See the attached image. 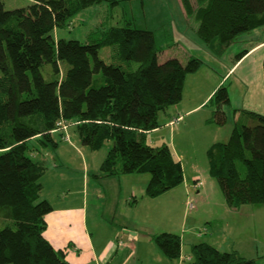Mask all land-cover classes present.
Here are the masks:
<instances>
[{
	"label": "trees",
	"instance_id": "trees-1",
	"mask_svg": "<svg viewBox=\"0 0 264 264\" xmlns=\"http://www.w3.org/2000/svg\"><path fill=\"white\" fill-rule=\"evenodd\" d=\"M120 1L32 0L8 10L0 0V209L8 208L2 216L13 223L0 228V264H72L44 235L53 205L42 198L48 166L34 156L56 148L71 128L93 151L112 144L98 176L148 173L150 198L184 181L182 162L170 146H154L147 133L160 127L162 111L182 100L186 78L205 61L189 55L185 61L171 57L161 62L154 32L130 24L99 25L84 41L54 35L84 9ZM196 1L194 8L191 0H181L186 14L198 22V37L215 55L264 26V0ZM106 47L108 59L100 54ZM44 64L52 65L56 79L44 77ZM96 73L104 79L98 87L93 85ZM212 101L209 122L224 125L227 88L221 86ZM208 156L210 173L230 207L264 205V115L243 110L229 140L211 145ZM153 240L166 257L182 256L180 234L164 231ZM191 251L194 264H259L238 250L224 251L205 241Z\"/></svg>",
	"mask_w": 264,
	"mask_h": 264
},
{
	"label": "rangeland",
	"instance_id": "rangeland-1",
	"mask_svg": "<svg viewBox=\"0 0 264 264\" xmlns=\"http://www.w3.org/2000/svg\"><path fill=\"white\" fill-rule=\"evenodd\" d=\"M2 1L8 10L27 7L32 3V0ZM191 1L196 8L197 1ZM73 19V23L69 26L55 30L56 39L63 37L84 41L87 33L99 25L110 27L130 24L132 27L154 32L161 62L171 57H178L185 61L189 56L187 53L202 58L206 65L215 70L212 71V85L216 81L219 83L223 80V87H226L227 91L230 90L231 97L230 95L229 97L232 105L225 108L228 107L229 116H227L233 120L234 111L241 104L240 90H237L238 88L232 90L233 77L225 78L227 65L219 57L212 55V51L198 37V22L193 16L186 14L181 0H121L117 5L104 2L84 9ZM107 50H109L107 47L101 49L100 54L104 59H108ZM202 70L209 69L203 65L199 71L189 74L186 78L187 98L191 96L190 93L196 92L198 87H207L203 73L201 75L197 73ZM42 72L49 81L58 77L51 64H44ZM102 82H104L102 73L94 74L93 85L98 87ZM213 107L215 108V102L212 101L204 109L189 113L181 125L173 123L164 125L160 131L149 137V142L154 146L167 144L173 153L177 154L176 156L181 155L179 157L184 167L185 179L179 186L156 198L147 197L143 190V196L138 197V206L134 207L125 200V196H112L107 204V199H98L97 195L93 194V190L90 191L86 214L88 224L97 218L103 222L101 229L105 232L108 222L114 216L116 217L115 228L118 227L120 235L128 238L129 234L124 233L126 228L120 223L125 216V221H129L130 227L138 230L139 238L135 243L136 256L129 264H178V260H183L166 257L154 242L153 236L164 231L182 235L183 251L187 255V259L182 264H194L191 245L193 242L201 241L210 243L219 241L217 245L223 247L222 249L238 250L242 256L255 258L259 264H264V205L244 204L236 209L230 207L218 180L210 173L209 147L213 143L228 141L234 126V121L228 120V117L224 125L207 124L205 119L212 115ZM216 128H221L217 129L221 133L215 138ZM67 133L80 151L61 139L59 143L61 148L69 146L70 150L64 149L60 152L54 147L47 148L49 155L46 164L49 170L42 178L45 188L42 198L50 197L54 202L58 200L59 195L63 196L69 192L72 195L73 191L82 187L83 147L88 152L86 156L89 162L100 166L112 145L107 142L102 149L93 151L81 142L80 134L74 128ZM33 143L35 147H39L37 142ZM59 152L64 157H60ZM54 164L59 168L54 167ZM99 166L95 169L96 171H99ZM239 167L244 174L245 167L241 162ZM58 171L66 173L65 180L57 177ZM80 197L81 195L77 193L73 195V200L78 202ZM189 204H192L191 208L188 207ZM77 209L81 214L82 204L79 203ZM7 210L8 208L0 209V228L13 225L11 220L4 219L2 216Z\"/></svg>",
	"mask_w": 264,
	"mask_h": 264
},
{
	"label": "crops",
	"instance_id": "crops-1",
	"mask_svg": "<svg viewBox=\"0 0 264 264\" xmlns=\"http://www.w3.org/2000/svg\"><path fill=\"white\" fill-rule=\"evenodd\" d=\"M244 49L248 50L247 53L241 59L236 61V55ZM187 54L190 55V53ZM212 55L217 58L219 57L221 61L227 65L228 69L225 78L233 77L231 84L233 87L232 90H236L237 88V90H240L241 104H239V108L237 107L235 109L233 120L229 117L228 120L230 119V121H234L235 123V120L243 110L254 111L264 115V26L263 28H256L241 35L223 54L218 56L212 52ZM206 64L207 63L205 62L204 65L209 70H202L197 73H199V75L203 73L207 87H198L196 92L190 93L191 96L189 98L186 97L188 86L184 87L183 99L178 104L172 105L160 113V127L147 133L148 141L150 135L160 131L164 125L166 126L173 123L175 118H181L177 123H173L179 126L185 118L188 117L189 113L195 110L204 109L210 102H212V96L221 86H223V80H220L219 83L216 81V83L212 85V71L215 70ZM228 92L231 97L229 89ZM228 105H232L231 100L226 106ZM228 107L225 109L229 116L227 111ZM214 111L215 108L213 107L212 115ZM212 115L208 119H205L207 124H210L209 120ZM211 124L214 125L215 123ZM71 129H69V132ZM217 129L221 128H216V130H214L215 138L221 133V131ZM63 142L69 143V145L74 148L76 147L71 140L68 142L63 140ZM68 147L62 149L59 144L56 147V150H60V152L62 150L63 152L64 149H71ZM76 148L80 151L79 147ZM176 151L177 150L175 149V152ZM48 152V150H44L41 153H35L34 156L47 162L49 155ZM60 152L59 156L64 157ZM83 152L84 156H81L83 165V185L73 191L72 195L71 192L63 196L59 195L58 200L55 202L48 197V200L53 205V211L47 215L48 227L45 230L44 235L54 248L65 252L66 258L72 264H112L113 262L114 264H129V262L136 256L137 247L135 243L138 242L137 239L139 238V232L137 233L138 230L135 227H130L131 225H129V221H125V216H123L124 218L120 223L122 224L121 226L126 228L124 233L129 234L128 238L120 235L118 227L115 228L116 217L114 216L111 221L108 222L107 231L105 232L101 229V223L103 222H100L97 218L88 224L86 214L88 210L89 193L93 190V194L97 195L98 199H107V204L111 201L112 196H125V200L129 201L133 205L132 207L138 206V197L143 196V190H145L146 195V188L150 180V175L147 173H133L118 176H98L102 163L100 166H95L96 163L89 162L86 156L88 152L84 147ZM176 155L177 154H175V156ZM179 156L181 157V155L176 157L181 161ZM98 166L99 171H96L95 169H97ZM54 167L59 168L56 164H54ZM58 173L59 175L57 177H59L60 180L66 179L65 172L58 171ZM196 179H198V177ZM74 192L75 194L79 193L81 195V197L78 198V202L73 200V195H75ZM61 194H63V192H61ZM79 203L82 204L81 214L77 209ZM114 212L116 213L115 216H117V212L115 210ZM195 243L199 242H193L192 245ZM211 244H214L219 249L225 251V249H222L223 247L217 245L219 244V241H214ZM183 245L182 237V256L180 259L183 260H178V264H182L184 260L187 259V255L183 251ZM70 247L73 248L70 249Z\"/></svg>",
	"mask_w": 264,
	"mask_h": 264
},
{
	"label": "built area",
	"instance_id": "built-area-1",
	"mask_svg": "<svg viewBox=\"0 0 264 264\" xmlns=\"http://www.w3.org/2000/svg\"><path fill=\"white\" fill-rule=\"evenodd\" d=\"M180 119H181L180 117L175 118V120H174L173 123H175V122L177 123ZM58 125L61 126V127H62L63 129H65V130H67L68 127H69V125H68L67 123H65V121H59ZM64 139H65L66 141H69V140H70V136H69L68 134H66V135L64 136ZM189 207L191 208V207H192V204H189Z\"/></svg>",
	"mask_w": 264,
	"mask_h": 264
},
{
	"label": "bare ground",
	"instance_id": "bare-ground-1",
	"mask_svg": "<svg viewBox=\"0 0 264 264\" xmlns=\"http://www.w3.org/2000/svg\"><path fill=\"white\" fill-rule=\"evenodd\" d=\"M63 134V133H62ZM66 141V140H65ZM68 142V141H67Z\"/></svg>",
	"mask_w": 264,
	"mask_h": 264
}]
</instances>
